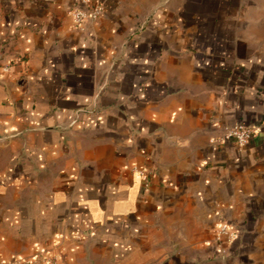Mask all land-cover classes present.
Masks as SVG:
<instances>
[{"label": "crops", "instance_id": "crops-1", "mask_svg": "<svg viewBox=\"0 0 264 264\" xmlns=\"http://www.w3.org/2000/svg\"><path fill=\"white\" fill-rule=\"evenodd\" d=\"M260 1L0 0V264H264Z\"/></svg>", "mask_w": 264, "mask_h": 264}, {"label": "built area", "instance_id": "built-area-1", "mask_svg": "<svg viewBox=\"0 0 264 264\" xmlns=\"http://www.w3.org/2000/svg\"><path fill=\"white\" fill-rule=\"evenodd\" d=\"M103 3L92 4L91 0H81V6L72 10V16L77 23L82 22H97L104 12ZM4 72L10 71V65L2 66ZM224 139L234 140L239 146L248 145L253 137V129L244 124L235 125L233 127H226ZM221 232H226L223 227Z\"/></svg>", "mask_w": 264, "mask_h": 264}, {"label": "rangeland", "instance_id": "rangeland-1", "mask_svg": "<svg viewBox=\"0 0 264 264\" xmlns=\"http://www.w3.org/2000/svg\"><path fill=\"white\" fill-rule=\"evenodd\" d=\"M259 31V40L257 44L260 48L264 49V0L260 1V9H259V25L257 26Z\"/></svg>", "mask_w": 264, "mask_h": 264}]
</instances>
